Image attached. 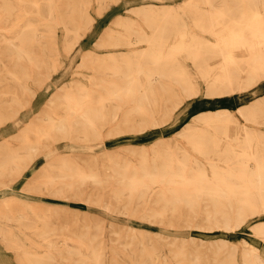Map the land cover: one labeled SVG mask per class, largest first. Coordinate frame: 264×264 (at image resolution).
<instances>
[{
    "label": "bare ground",
    "instance_id": "obj_1",
    "mask_svg": "<svg viewBox=\"0 0 264 264\" xmlns=\"http://www.w3.org/2000/svg\"><path fill=\"white\" fill-rule=\"evenodd\" d=\"M118 1L0 0V125L61 69L62 54L94 25L91 8L101 16ZM129 13L118 14L94 42L127 49L112 57L81 53L76 74L91 69L87 82L59 85L18 135L19 145H0V188L57 143L24 188L69 199L91 191L88 203L167 226L235 234L247 225L264 241V130L257 127L264 125V93L255 95L264 84V0L146 3ZM20 89L28 98H20ZM247 95L254 96L245 101ZM199 97L206 104L236 97V106L190 111L175 133L127 144V154L105 147L99 160L94 149L108 139L178 122L177 110ZM63 141L85 151H62ZM50 205L0 198V215L40 238L26 243L0 225V239L20 264H171L166 255L156 261L164 246L178 264H264L260 245L244 237L207 240L129 223L111 226L105 239L86 224L58 240L54 233L64 226L53 224L65 205Z\"/></svg>",
    "mask_w": 264,
    "mask_h": 264
},
{
    "label": "rangeland",
    "instance_id": "obj_2",
    "mask_svg": "<svg viewBox=\"0 0 264 264\" xmlns=\"http://www.w3.org/2000/svg\"><path fill=\"white\" fill-rule=\"evenodd\" d=\"M183 0H119L116 3H112L105 12L100 16L95 9V6L91 8L92 14L95 15L96 20L94 22L93 27L91 30L87 33V35L81 40V42L77 45V47L69 54L63 53L61 56V60L63 62V65L61 69L54 74L53 78L46 83V85L38 92L36 98L33 101V104L31 107H28L21 111L19 116L9 122H7L5 125L0 127V141L8 137L10 134L17 132L20 127L23 125V123L30 119L36 111H38L41 107L47 96L50 95L52 90H54L57 85L64 81L68 80H78V82H87L88 80V74L91 73V69H86L83 71V74L79 75L76 74V71L80 69L77 67L78 62L80 61L81 52L88 48H95L94 42L96 39L102 34V32L111 25L112 21L116 18L118 14L120 15H129L130 8L146 3H156V4H163V3H172V4H180ZM112 6V7H111ZM116 12V13H115ZM113 14V15H112ZM111 17V18H110ZM105 23V24H104ZM60 35H62L63 29H59ZM209 37V36H208ZM127 48L124 46H117V47H111V46H103L100 48H97L102 56L105 57H112L114 54H117L120 52V50H126ZM111 51L110 53L105 51ZM91 53V52H88ZM76 75V76H75ZM70 81V82H71ZM33 82V81H32ZM35 84V82H33ZM259 87L262 88L258 93L255 95L263 94L264 93V84L260 85ZM254 96V95H253ZM252 95H247L245 98V101H250L251 98H253ZM236 97H232L230 99L224 98L219 100H210L207 102L202 103L204 100L202 97H199V99H193L186 101L180 109L177 110V112L174 115L175 117L180 116V121L176 122L175 119H172L169 123H167L164 127L152 129L148 132H144L141 134H126L123 136L110 138L106 142V146H99L94 151L99 154V160L102 159L100 156V152L106 147L108 149H111L114 152H121L127 154V148L124 147L127 144H150L152 143L157 137L160 136H167L175 133L179 129L182 128V126L185 124L186 121L190 120V111L193 112L194 110L200 109L205 110L208 108H216L219 106H229L231 108H235V104L231 103L233 100H235ZM195 100V101H194ZM199 102V104H198ZM199 105V106H197ZM188 111H186V110ZM181 113H185V116L183 117ZM238 121H244L240 116H236ZM177 127V128H176ZM257 127L261 130H264V125H257ZM166 132V133H165ZM17 140V139H16ZM13 139V141H16ZM55 144V143H54ZM63 144V145H62ZM60 146V150L62 151H69L70 154H73L74 152H77V147L72 146L67 141H63ZM81 151H85L84 148ZM46 157L42 156L37 159V161L22 175L18 180H15L14 182H11L10 185L3 186L0 188V197H3L4 195L9 194H15L19 196L20 198H23L25 202H33V204H51L50 206L52 208H57L53 204L58 205H65L61 206L64 208V210H61L58 214L59 219L55 218V224H53L56 227H61V225L64 226V228L56 229L54 233V238L58 240H64V237H68L69 239L72 238V229L76 226H80L82 230H86V228L82 225H90V229L94 231L95 233H102V237L105 239L107 238V234L109 232V228L111 226H117L119 224H128L131 226H137V227H143L150 231H158L162 232L168 235H178V236H197L199 238L207 239V240H213L219 237H225L228 239H240L242 237L248 239L249 241L256 243L260 245L262 250L264 251V241L257 240L250 232V228H248L247 225H245L240 230L236 231L235 234H225L223 231H207L205 229L201 228H190V227H176V226H167L162 225L155 222H150L146 219H141L136 216H131L124 213H117L114 211H111L109 209H106L103 206L91 204L85 201V199L90 195V193H93L91 191L84 192V198H65V197H58L51 194H48L47 192H40V191H31L26 188H24L26 185L34 182V177H31L28 181V177L33 173V171L44 161H46ZM27 181V182H26ZM66 200H65V199ZM26 199V200H25ZM38 202V203H36ZM48 206V205H47ZM60 208V207H59ZM108 210V211H107ZM113 212V213H112ZM84 218L83 221L80 220L79 223L74 222V218ZM123 217V218H122ZM134 217V219L132 218ZM129 219V220H128ZM257 220V219H255ZM112 221H115L114 224H112ZM38 225L39 223H34ZM0 225L6 226L14 231L18 232L21 236L27 237L26 243L30 240L33 241H40V238H38L30 228L24 227L19 222H10L8 220H5L0 215ZM159 227V228H158ZM176 228V229H175ZM64 233V236L61 234ZM158 242H160L163 246V242L160 239H156ZM169 249L167 246H164L162 248V251L159 253H156V261L159 263L162 258H164V255L169 257V262L171 264H178L175 259L172 258V256L169 254ZM239 258V257H238ZM8 261V262H7ZM0 264H20L16 258V253L12 248L7 247L3 241L0 239Z\"/></svg>",
    "mask_w": 264,
    "mask_h": 264
},
{
    "label": "crops",
    "instance_id": "obj_3",
    "mask_svg": "<svg viewBox=\"0 0 264 264\" xmlns=\"http://www.w3.org/2000/svg\"><path fill=\"white\" fill-rule=\"evenodd\" d=\"M175 5H176V4H175ZM99 37H100V36H99ZM97 48H100V47L88 48V49L83 50V52H81V53H85V52H91V53L94 52V53H98V54L104 53V52H99V51L97 50ZM121 51H122V50H120V52H121ZM105 52L110 53L111 51L109 50V51H105ZM120 52H119V53H120ZM49 64H50V63H49ZM57 72H58V70H57V71H54V72L51 74V76H50L48 79L45 80L43 86L35 92V95L31 96V99L29 100V101H30V104L27 105L26 108L31 107V105L33 104L34 99L36 98V96H37V94H38V92H39V91H40V90L46 85V83H47L48 81H50V80L53 78L54 74L57 73ZM27 81H28V80H27ZM32 81H33V80H32ZM32 81H31L29 84H30V86L35 87L36 84H34ZM70 81H71V80L64 81V82L60 83L59 85H61V84H63V83H69ZM59 85H57V87H56L54 90H52V92L50 93V95L47 96V98L45 99V101H44L43 104H42V107H41L38 111H36L35 114H34L32 117H30V119L26 120L17 132H14V133L10 134L8 137H6L5 139L1 140V141H0V145H11V146H17V145H19L20 141H19V140H16L17 137H18V135H20L21 132L24 130V128H25L29 123H31V122H32V121H33V120H34V119H35L40 113L44 112V110L46 109V105H47L49 99H51L52 95L58 90V86H59ZM18 94L20 95V98L24 96L23 99H24V98H28V96L30 95L29 93H27L26 91H24V90H22V89H20V91H19ZM10 98H11V96L8 95V96H6L4 99H5V101H8V100H9L8 102L10 103V100L12 99V98H11V99H10ZM26 108H24V109H26ZM24 109H22V110H24ZM22 110H21V111H22ZM21 111H19V112H18V113H17V114L11 119V120L17 118V117L19 116V114L21 113ZM11 120H9V121H11ZM9 121H7V122H9ZM7 122H5L4 124H1L0 127H2L3 125H5ZM13 139L16 140V141H13ZM57 146H58V144L55 143V144H53L52 146H50V149H47V150H49V151H46L45 154L42 155V156H45L47 159H46V161H44L43 163H41V165H42V164H45L47 161H49V160L52 159V158H51L52 155L57 151V150H56ZM53 148H54V149H53ZM80 149L82 150L81 147H80ZM80 149L77 148L76 150H80ZM81 150H80V151H81ZM66 152H69V151H66ZM42 156H41V157H42ZM32 176H33V174H31V175L28 177L27 181H28ZM19 178H20V177H19ZM19 178H18V179H19ZM18 179H17V180H18ZM27 181H26V182H27ZM10 196H17V195H15V194H9V195H8V194H7V195H4L3 197H10ZM3 197H0V198H3ZM17 197H19V196H17ZM25 200H26V199H25ZM53 205H57V204H53Z\"/></svg>",
    "mask_w": 264,
    "mask_h": 264
}]
</instances>
